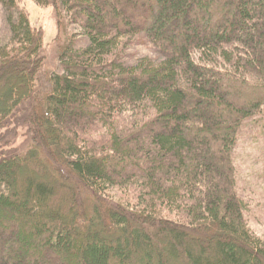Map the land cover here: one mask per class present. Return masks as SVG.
I'll use <instances>...</instances> for the list:
<instances>
[{
  "label": "trees",
  "instance_id": "1",
  "mask_svg": "<svg viewBox=\"0 0 264 264\" xmlns=\"http://www.w3.org/2000/svg\"><path fill=\"white\" fill-rule=\"evenodd\" d=\"M0 1V133L29 103L37 144L0 149V264H264L237 159L264 114V0H38L91 40L44 110L45 36ZM136 38L166 61H128Z\"/></svg>",
  "mask_w": 264,
  "mask_h": 264
},
{
  "label": "rangeland",
  "instance_id": "2",
  "mask_svg": "<svg viewBox=\"0 0 264 264\" xmlns=\"http://www.w3.org/2000/svg\"><path fill=\"white\" fill-rule=\"evenodd\" d=\"M20 2V10L30 14L34 26L45 36L44 52L47 60L42 72L41 84L36 92L37 105L44 110L48 95L53 88L54 76L57 73H66L63 60L66 46L73 40L74 35L77 36L78 48L88 46L91 40L85 28L76 23L75 18L68 12H61L56 5H43L38 0H20ZM13 38L10 14L4 3L0 1V45L11 44ZM127 53L130 54L127 60L133 63H138L144 57H151L158 64L166 61L161 53L153 50L142 38L134 39ZM28 94L31 95L30 90ZM29 111L28 103L22 107L20 115L14 119L10 127L0 133L2 152L23 153L37 146L28 120L31 113ZM237 159L240 189L249 203L248 213L251 224L257 233L264 236V114L250 121L239 145Z\"/></svg>",
  "mask_w": 264,
  "mask_h": 264
}]
</instances>
